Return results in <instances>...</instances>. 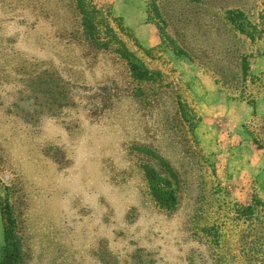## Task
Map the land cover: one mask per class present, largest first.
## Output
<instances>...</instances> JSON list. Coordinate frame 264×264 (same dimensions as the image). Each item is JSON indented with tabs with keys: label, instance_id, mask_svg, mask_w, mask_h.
<instances>
[{
	"label": "rangeland",
	"instance_id": "rangeland-1",
	"mask_svg": "<svg viewBox=\"0 0 264 264\" xmlns=\"http://www.w3.org/2000/svg\"><path fill=\"white\" fill-rule=\"evenodd\" d=\"M85 2L152 78L90 46L76 0H0V248L6 206L22 264H264V34L225 18L259 31L264 0Z\"/></svg>",
	"mask_w": 264,
	"mask_h": 264
},
{
	"label": "trees",
	"instance_id": "trees-1",
	"mask_svg": "<svg viewBox=\"0 0 264 264\" xmlns=\"http://www.w3.org/2000/svg\"><path fill=\"white\" fill-rule=\"evenodd\" d=\"M85 1L86 0H76V7L81 16L82 34L90 46L96 49H108L112 45H115L114 50L128 62L129 69L135 79H151L152 76L148 70L143 69L140 65L131 61V56L133 54L126 48L120 46V41L116 38L115 31L106 19L100 15L99 9L94 7L93 4L90 3L91 1L89 3ZM191 1L199 2L200 0ZM225 18L236 31L246 36L251 41L257 39L261 34H264V26L258 31L257 25L253 24L240 9L227 10ZM241 69L242 76L245 78L248 70L246 57L242 59ZM252 142L257 148H264L259 137L252 136ZM137 148L148 155L159 158L149 147L141 146ZM159 160L164 174L159 173L147 163H144L142 168L147 179L148 190L154 201L159 207L171 210L177 203V179L169 164L160 158ZM249 207L250 206H247L246 208ZM1 219L3 223L0 264H22L25 251L22 245V238L17 230L16 220L9 207H2Z\"/></svg>",
	"mask_w": 264,
	"mask_h": 264
}]
</instances>
